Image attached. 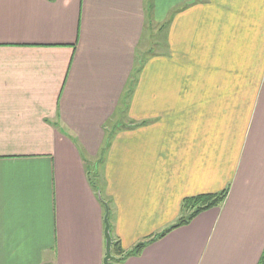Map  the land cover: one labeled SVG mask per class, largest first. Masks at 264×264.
Listing matches in <instances>:
<instances>
[{"label": "crops", "instance_id": "obj_1", "mask_svg": "<svg viewBox=\"0 0 264 264\" xmlns=\"http://www.w3.org/2000/svg\"><path fill=\"white\" fill-rule=\"evenodd\" d=\"M105 207L109 264L258 263L264 0H0V264H103Z\"/></svg>", "mask_w": 264, "mask_h": 264}, {"label": "trees", "instance_id": "obj_2", "mask_svg": "<svg viewBox=\"0 0 264 264\" xmlns=\"http://www.w3.org/2000/svg\"><path fill=\"white\" fill-rule=\"evenodd\" d=\"M141 125L142 124L137 126L135 125L133 128L139 127ZM226 193V190H224L216 194H205L184 199L181 203V212L183 215L174 226L158 235L147 238L145 241L139 243L133 250L127 252L121 257L125 258L131 255H137L146 245L161 239L169 231L184 225H188L200 213L218 207L225 200ZM257 264H264V250Z\"/></svg>", "mask_w": 264, "mask_h": 264}, {"label": "water", "instance_id": "obj_3", "mask_svg": "<svg viewBox=\"0 0 264 264\" xmlns=\"http://www.w3.org/2000/svg\"><path fill=\"white\" fill-rule=\"evenodd\" d=\"M106 213L104 216V238H105V257L103 259V264H109L114 258L111 255V245L112 240L110 236V227L108 223V209L105 207Z\"/></svg>", "mask_w": 264, "mask_h": 264}, {"label": "rangeland", "instance_id": "obj_4", "mask_svg": "<svg viewBox=\"0 0 264 264\" xmlns=\"http://www.w3.org/2000/svg\"><path fill=\"white\" fill-rule=\"evenodd\" d=\"M160 36H159V39H161V37H162V35L161 34H159ZM153 36V38L151 37V39H152V41H154V37H155V39L157 40V36H156V34H153L152 35ZM150 39V38H149ZM147 46V49L146 50H151V49H154V46H151V40H148V41H145L144 42V47H146ZM99 164V163H98ZM183 215V214H182ZM181 215V216H182ZM181 218V217H180ZM179 218V219H180Z\"/></svg>", "mask_w": 264, "mask_h": 264}]
</instances>
